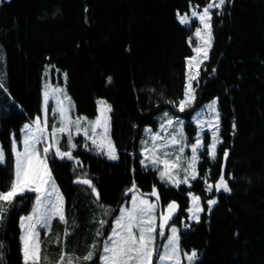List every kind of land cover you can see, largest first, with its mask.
<instances>
[{
	"label": "trees",
	"instance_id": "1",
	"mask_svg": "<svg viewBox=\"0 0 264 264\" xmlns=\"http://www.w3.org/2000/svg\"><path fill=\"white\" fill-rule=\"evenodd\" d=\"M209 2L1 1L0 107L13 105V109L1 118L0 142L7 162L0 165V191L8 190L13 178L12 133L19 138L24 122L41 112L47 64L66 72L67 88L80 115L95 117L98 98L112 106L119 160L83 149L75 152L79 164L49 157L68 208L80 220L71 253L81 255L80 247L92 237L95 226L90 222L95 197L90 188L74 183L78 177H88L100 194L99 204L109 209L105 215L97 206L99 215L109 217L105 234L133 182L143 193L157 189L162 206L175 201L177 220L186 215L189 193H195L206 210L200 222L180 233L183 251L197 253L191 264H264V0H227L213 14V45L201 70L195 102L184 112L169 103L184 98L187 59L193 54L190 29L179 22L178 13ZM215 98L223 142L217 159L203 156L195 180L179 187L167 185L158 171L141 165L145 127L156 129L159 115L171 109L185 118L191 139L194 110ZM224 151L229 152L227 161L221 159ZM222 171L231 191L214 189L209 194L205 179L216 183ZM34 198L33 193L18 196L10 206L0 226V264H24L20 217L30 211ZM210 199L217 203L208 212ZM55 223L62 236L63 223L59 219Z\"/></svg>",
	"mask_w": 264,
	"mask_h": 264
},
{
	"label": "snow or ice",
	"instance_id": "2",
	"mask_svg": "<svg viewBox=\"0 0 264 264\" xmlns=\"http://www.w3.org/2000/svg\"><path fill=\"white\" fill-rule=\"evenodd\" d=\"M227 0H211L204 8L202 12L193 11L192 17L199 19L203 28H197L195 35L201 41V46L195 48L196 56L191 57L188 60V77L187 85L184 92V98L174 103L178 107L180 112L185 111L186 107H189L195 101V89L192 82L198 81L199 78V66L208 59V49L211 47L212 40V27L211 19L213 8L221 9ZM179 15V14H178ZM179 22L187 25L190 23L189 16L179 15ZM197 69L192 71L193 66ZM66 78V74H65ZM110 81V78H109ZM0 87H3L0 84ZM63 91V90H60ZM70 97L65 94V100L70 102ZM45 110L43 118L37 117L32 125L24 126V137L22 140L23 148L20 149L17 142L13 139L11 151L14 157V171L13 178L10 186L6 191H0V221L4 219L5 213L8 211L16 198L25 196L26 193H35V207L32 214L20 218V227L23 230V235L20 237L22 242V254L24 264H40L41 253V241L40 232L38 228L50 231L51 221L53 218H58L59 221L65 224L64 237L70 234L68 230V220L64 213V200L62 194L58 192V189L54 183L51 170L48 167V157L51 152L55 157L60 159L73 160L72 151H62L57 136L64 133L68 135V145L70 149H75L76 144L72 143L71 125L75 124L77 133L81 131L80 125L82 122L87 121L86 117H78L75 121L72 120L68 112L74 105L69 103V106L64 107L63 101H57L59 107L56 111L59 112L61 118V127L55 128L50 134H48V93L44 95ZM100 115L94 121H87L88 125L92 129V136H88L87 128H84L85 136L92 140L94 145H97L98 149L103 150L107 147V156L111 160L119 159L114 144L108 135L110 131V116L108 113L112 111L111 106L105 101H98ZM217 101H213L208 106V111L214 114V121L198 122L201 130L203 131L205 124L211 131V142L207 146L205 151V145L203 143L202 136H197L195 142L191 145L183 144V121L168 118L166 120V126L172 127L174 124L179 125L178 132H175L168 136L161 137L160 133H155L151 139L153 146L151 149H144V159L140 161L141 165L147 167L145 160H148L154 167L159 168L160 164H163V170L159 171V177L161 181H165L168 184H172L175 187H179L181 183L189 184V178L195 180L197 178L196 165L200 158V153L204 152L205 155L210 156L212 160L217 157V146L223 141L219 138V112L216 108ZM165 117H168V113L165 112ZM165 124L161 125V130L166 131ZM235 127V125H233ZM33 128L35 131H33ZM102 128L103 133L99 144L97 143L96 129ZM150 131V130H146ZM39 133V135H37ZM181 138L178 139L177 137ZM50 137V138H49ZM157 141H164L163 143H157ZM181 145L178 149L179 153L183 154L185 147H190L191 156L187 158L186 166L182 168L184 172L183 179L178 178V173L175 169H180L181 157L177 155L175 160H169L167 157L170 155L167 151H163V158L157 153L169 146ZM87 147V145H85ZM229 156L228 151L223 152L222 159L227 161ZM6 154L2 146H0V164L5 163ZM79 164V161H76ZM77 183H82L91 188L92 193L95 196V201L99 204L100 194L92 184L91 180L78 179ZM205 183L207 180L205 179ZM190 187V185H189ZM213 187L217 192L223 190L225 192L231 191L228 186L227 180H225L223 171L221 172L218 181L215 185L207 183V191L212 192ZM137 187L135 182L127 189L125 195L133 193L131 198V207H121L119 216L115 219V224L112 229L111 235L105 241L103 253L101 257L103 264H153V257L157 255L155 247V241L157 236H164L165 229L169 227V221L173 219V216L179 209V205L173 201L167 205V209L162 211L157 217L156 209L157 203L150 201L144 196L137 195ZM152 196L156 197V201H159V194L153 189ZM192 197V207L187 211L191 213L189 219L199 222L200 213L205 209L201 206V198L189 193ZM53 196L55 197L53 199ZM47 201V203H45ZM217 203V200L210 199L207 201L208 212H211L212 206ZM99 207L104 209V214L107 215L109 209L104 205L99 204ZM159 219V224L157 220ZM107 221L101 219L98 221L102 228ZM188 227V225H186ZM159 229V231H158ZM179 230L176 227H171V235L167 238V244L164 245L165 251L158 256V259L163 261H175V264H182L181 251L179 247ZM102 233L98 230L97 235ZM59 243V240L57 241ZM2 246V245H0ZM93 250H90L82 258L87 262L92 260L96 245L91 246ZM183 255L186 257L189 264L195 260L197 253L192 251L190 254L185 252ZM68 259V264H73L72 257L61 251L60 258L57 264H64L65 258Z\"/></svg>",
	"mask_w": 264,
	"mask_h": 264
},
{
	"label": "rangeland",
	"instance_id": "3",
	"mask_svg": "<svg viewBox=\"0 0 264 264\" xmlns=\"http://www.w3.org/2000/svg\"><path fill=\"white\" fill-rule=\"evenodd\" d=\"M1 1L2 0H0V3H1ZM210 2H211V0H210ZM204 7L205 6L192 5L188 13H184V14L183 13H178L179 15L187 14L189 16V19H190V23L185 25V26H187L190 29V36L188 38V41H189V44L192 47L193 54H192V56H190L187 59V77H188V71H189V69H188V60L191 57L196 56L195 48L201 46V41H200L199 38L196 37L195 32H196L197 28H201V29L203 28V25L200 24L199 19L196 18V17H192L191 13L193 11L202 12ZM222 8L221 9L213 8L211 10L212 19H213V14L215 12L221 11ZM179 15H178V20H179ZM212 19H211V27H212ZM212 45H213V27H212L211 47H210V49H208V59L204 60V62L199 66V78H198V81L194 80L192 82L193 88L195 89V97H196L197 84H198V82L200 80V77H201V70H202L203 65L209 60L210 51L212 49ZM196 70L197 69L195 68V65H194L192 71L195 72ZM65 74H66V72L62 71L61 69L57 68L56 66H54L52 64H47L45 66L44 73H43V76H42V96H43V101H42V106H41V112L33 120H28V121L24 122V124L21 127V134H20L19 138L16 136L15 132L12 133V135H11V146H12V142H13V139H14L17 142V144L19 145L20 149L22 150V148H23L22 140H23V137H24V131H23L24 130V126L25 125L34 124V121L36 120L37 117L43 118L44 110H45V102H44L45 92L48 93V102H47V110H48V124H47V127H48V134H50L55 128L61 127L60 114H59L58 111H56L58 109V107H59V105L57 103L58 100L59 101H63L64 102V107H66V108L69 106V103L71 105H74V108H71L70 111L68 112V115L71 116L73 121H75L78 117H80V118L86 117L87 121H94L100 115L98 103H97V115L95 117H88L86 115H80L78 113L77 108H76V103H75L74 99L72 98V96L70 95V93L68 91V88H67L68 77H67V74H66V78H65ZM186 85H187V78H186ZM60 90H63V91H60ZM65 94L67 95V97L71 98L70 102L65 100ZM214 100L217 101L216 108H217V110L219 112V138L222 140V138H221V121H220V117L221 116H220V111H219V107H218V98H215V99H213V100H211L209 102H206L205 104L201 105L200 107H198V108H196L194 110V112L192 114V118H191V124H192L191 128L193 130H195V132H194L193 137L191 139H189V137H188V132H187V129H186V120H185V118L180 113H177V112H174L171 109H168V110L162 112L159 115V117H158L159 124H158V127L156 129H152L151 127H148V126L145 127L144 136H143L142 141H141L142 159H144V156H145L144 149L145 148H149V149L152 148L153 141H152L151 137L155 133H160L161 137H165V139H166L171 134H173L175 132H178V130H179V125L178 124H174L172 127H167L166 126V120L168 118H172L174 121H176V120L183 121V144L184 145H191L192 143L195 142V139H196L197 136H202L203 143L205 145V151H207V146L211 142V131L208 129L207 124H205L204 129L202 131L198 122L214 121V119H215L214 114H212V113H210L208 111V106ZM98 101H105L108 105L111 106L110 102L108 100H106L105 98H98L97 102ZM194 102L189 107H186L185 111L187 109H189L194 104ZM12 109H13V105H12V107L10 105H7L6 108H1L0 107V127H1V118L3 116H7V115L11 114ZM111 109H112V106H111ZM165 112L168 113V117L164 116ZM111 113H112V111L110 113H108V115L110 116V131H109L108 135L110 136L111 141L114 144V139H113V135H112V127H111ZM87 121L81 123V125H80L81 131L79 133H77L75 124L71 125L72 143L77 145V147L75 149H70L69 148V145H68V135H69V133H64V134H60V135L57 136V139L59 140V144H60L61 150L62 151L71 150L72 151V155L74 157L73 161L75 163H76V161H79V159L76 157V154H75V152L78 151L79 149H83V150L92 152V153L97 154V155H102V156L106 157L107 159H109L107 154H106L107 153V147L106 146L104 147L103 150H100V149H98L97 145H94L92 143V140L88 139V136H92L93 134H92V129L88 125ZM162 124H165L166 131H162L161 130V125ZM84 128H87L88 136H85L84 131H83ZM146 130H150V131H146ZM33 131H35L34 128H33ZM102 133H103V129L102 128H97L96 129V137L95 138L97 139V143L98 144H99L100 139L102 137ZM37 135H39V133H37ZM177 138L180 139L181 137L178 136ZM163 142L164 141H157V143H163ZM220 144H218V146H217V157H216V159L219 156L218 148H219ZM85 145H87V147H85ZM0 146H2L4 151H5V154H6L5 163H6L7 162V151H6L5 147H4L3 142H0ZM114 146H115V144H114ZM180 146L181 145L169 146L167 149H164L161 152L157 153V155H160L161 158H163V151H167L170 154L167 157L169 160H175V157L177 155H179L181 157V161L180 162H181L182 167L180 169H175L174 171L178 173V178L179 179H183L184 172H183L182 168L184 166H186L187 158L191 156V150H190V147H185L184 153L181 154L178 151ZM115 149H116V147H115ZM11 153H12V151H11ZM116 153L118 155L117 149H116ZM199 155H200V158H199V161H198V163L196 165V171H197L198 175H199L198 166H199V163L202 161L203 156L205 154H204V152H201ZM50 156H52L51 152L49 153V157ZM222 156H221V159H222ZM49 157H48L47 163H48V167L50 169ZM12 158H13V165H14L13 154H12ZM209 158L211 159L210 156H209ZM109 160H111V159H109ZM117 160H119V159H117ZM117 160H111V161H117ZM5 163L0 164V165H5ZM145 164L147 165V168L154 169V170L158 171V173H159L160 170H163V167H164L163 164H160L159 168H156L148 160H145ZM198 175H197V177H198ZM52 176H53V174H52ZM53 178H54V176H53ZM192 180L193 179L189 178V184L191 183ZM163 182L165 184H167V185L174 186L172 184L166 183L165 181H163ZM54 183H55V185H56V187L58 189V192L60 194H62V196H63L64 213H65V216H66V218L68 220L67 227H68V230H69L70 234L67 236V238L64 237V233H63L62 236H58V231L59 230L55 227V225H56L55 220L58 219V218H53L52 219L50 231L38 228V231L40 232V241H41V253H40L41 259H40V264H57V262H58V260L60 258V254H61L62 249H63V251H65L68 254V256L72 257L73 264H103V261H102L101 257L104 255V253H103L104 244H105V241L108 239V237L111 235L112 229H113L114 224H115V219L119 216L120 211L117 214V216L114 218V220L112 222V225H111V227L109 229V232L107 234H105L106 233V228L108 227V222H109L108 218L109 217L104 219L103 216L99 215L100 208L97 207V206H99V204L97 205V203L92 202L91 205H90V208L92 210V214H91L92 217L90 218V222H93V224L95 223L92 237L89 240H86L83 243L84 245H82L80 247L81 255L73 254V253L70 252L69 248H70V244L72 243V240H73V238H72L73 234H75V232H76L75 228L79 227L80 220L75 215V212L72 209V207L70 209L68 208L66 197L64 196L63 192L59 188V186H58L57 182L55 181V179H54ZM207 183H211V184L215 185V183L211 182V181H207ZM207 183H206V189H207ZM182 184L183 183H181L180 185H182ZM214 189H215V187H213L212 192L214 191ZM137 190H138L137 193H136L137 195L144 196L145 198L149 199L150 201L157 203V209H156V213L155 214L157 215V217H159L160 213L162 211H164L167 206L166 207L162 206L160 204V200L158 202L156 201V197L151 195V193L153 191L150 192V193H143V192H141L138 189V187H137ZM155 190L157 191V189H155ZM212 192H208V193L210 194ZM33 194H34V196L36 195L35 193H33ZM91 194L94 196V194L92 193V190L90 189V195ZM128 194H129L128 199L123 203V205L121 207H131V203L130 202H131V198L133 196V193H128ZM192 194L195 195V196H198L195 193H192ZM189 197H190V201H191L190 206H189V208H190V207H192V197L190 195H189ZM54 198L55 197L53 196V199ZM200 202H201V206L206 210L205 205L203 204L202 198H201ZM45 203H47V201H45ZM31 207L32 208L30 209V211L28 213L23 214L21 217H25V216H28V215L32 214V212L34 211V207H35V198H34V201H33ZM121 207H120V209H121ZM9 210H10V207H8V211L5 213V216L7 215ZM204 212L200 213V220H201L202 215L204 214ZM5 216H4V219H6ZM190 216H191V213L186 211V215L184 217L180 218L179 220H177V219L170 220L169 221V227L165 229L164 236H159V235L157 236L156 241H155V247H156V250H157V255L153 257V264H175V261H163V262H161L158 259V256L160 254H163V252L165 251L163 246L167 244V238L171 235V227H173V226L176 227L179 230V233H178L179 234V247H180V251H181L182 264H189V262L187 261L186 257L183 255V253H185V252L183 251V249L181 247V236H180V233L182 231L190 230L195 224L198 223V222H196L194 220L189 219ZM4 219L2 221H0V226L4 222ZM101 219H104V220L107 221L102 228L100 227V225L98 223V221L101 220ZM200 220H199V222H200ZM157 223L159 224V219L157 220ZM63 225H64V228H65L66 227L65 224H63ZM186 225H188V227H186ZM20 229H21V235H20V237H21L23 235V230H22L21 227H20ZM98 230L102 233L99 236L97 235V231ZM158 231H159V229H158ZM58 240H59V243L57 242ZM92 245H96V249L94 250V255H93L92 260L85 262L82 259H79V260L76 259L77 257L82 258L90 250H93L92 247H91ZM50 248H51V251H49ZM44 249H45V251H44ZM21 251H22V242H21ZM22 256H23V254H22ZM29 264H31V262H29ZM64 264H68L67 257L65 258Z\"/></svg>",
	"mask_w": 264,
	"mask_h": 264
},
{
	"label": "water",
	"instance_id": "4",
	"mask_svg": "<svg viewBox=\"0 0 264 264\" xmlns=\"http://www.w3.org/2000/svg\"><path fill=\"white\" fill-rule=\"evenodd\" d=\"M78 179H88V180H91V181H92V179H90V178H88V177H78V178H76V179L74 180V183H75L76 185H83V186H86V187H88V186L85 185V184L77 183L76 181H77ZM92 184L94 185V182H93V181H92ZM88 188H89V187H88ZM90 189H91V188H90ZM178 212H179V209L177 210V212L175 213L174 216H176V214H178ZM173 219H174V217H173Z\"/></svg>",
	"mask_w": 264,
	"mask_h": 264
},
{
	"label": "flooded vegetation",
	"instance_id": "5",
	"mask_svg": "<svg viewBox=\"0 0 264 264\" xmlns=\"http://www.w3.org/2000/svg\"><path fill=\"white\" fill-rule=\"evenodd\" d=\"M166 207V206H165ZM167 209V207L165 208V210ZM164 210V211H165ZM178 214H179V212H178ZM178 214H176V216H173L174 217V219H176L177 217H178Z\"/></svg>",
	"mask_w": 264,
	"mask_h": 264
}]
</instances>
